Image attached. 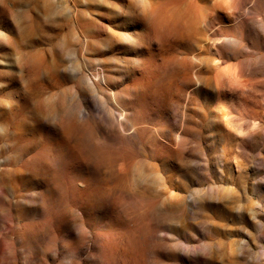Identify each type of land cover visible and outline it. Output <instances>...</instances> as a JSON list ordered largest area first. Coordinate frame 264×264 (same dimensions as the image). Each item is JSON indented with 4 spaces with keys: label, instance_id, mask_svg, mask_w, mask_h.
I'll list each match as a JSON object with an SVG mask.
<instances>
[{
    "label": "rangeland",
    "instance_id": "rangeland-1",
    "mask_svg": "<svg viewBox=\"0 0 264 264\" xmlns=\"http://www.w3.org/2000/svg\"><path fill=\"white\" fill-rule=\"evenodd\" d=\"M0 264H264V0H0Z\"/></svg>",
    "mask_w": 264,
    "mask_h": 264
},
{
    "label": "clouds",
    "instance_id": "clouds-1",
    "mask_svg": "<svg viewBox=\"0 0 264 264\" xmlns=\"http://www.w3.org/2000/svg\"><path fill=\"white\" fill-rule=\"evenodd\" d=\"M176 7L180 10L186 7L184 4H178ZM180 19L177 17L175 21H170L167 17H161L160 19L150 21V26L152 27L155 35L160 39H165L166 36L171 31L173 25H179Z\"/></svg>",
    "mask_w": 264,
    "mask_h": 264
}]
</instances>
